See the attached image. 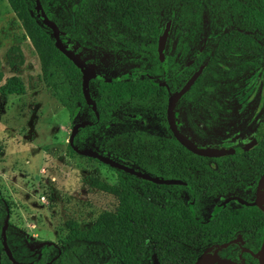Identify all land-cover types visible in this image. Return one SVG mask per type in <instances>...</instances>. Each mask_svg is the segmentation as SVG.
<instances>
[{"label":"rangeland","instance_id":"rangeland-1","mask_svg":"<svg viewBox=\"0 0 264 264\" xmlns=\"http://www.w3.org/2000/svg\"><path fill=\"white\" fill-rule=\"evenodd\" d=\"M205 1L206 9L201 13L197 27L191 26L194 31L189 32L191 50L179 58L178 73L200 63L197 59L206 52L205 47L211 39L220 38L225 31L240 30L225 25L224 17L214 8L215 4L211 0ZM61 2L64 8L58 6L57 13L63 14L64 21H68L65 9L69 2ZM168 15L172 22L170 31L169 25L162 26H168L167 43L174 32H186L192 23L188 17H181L177 22L173 12ZM216 23L221 26L213 31ZM232 23L237 25V19H232ZM65 44L86 62L95 64L94 80L110 81L106 78H112L125 81L144 79L146 75L151 78L145 71L151 73V63H129V57L133 56L126 51L118 53L100 45L86 50L70 37L65 38ZM214 48L212 57H217L219 51ZM216 65L210 61L204 68L207 70ZM257 76L259 97L261 79L259 73ZM11 81L17 82L15 93H0V197L6 203L7 219L2 227L6 252L14 261L24 262L33 259L37 247L46 241L62 247L69 237L105 239L124 264H134L127 252V212L120 201V173L107 164L71 150L68 138L72 124L86 120L87 123L75 134L77 147L92 148L108 156L118 155L128 163L138 164L132 129L153 132L151 135L155 138L157 129L164 126V105H159L156 99L149 107H139L128 99L96 127L87 119L91 106L77 105L79 111L70 120L67 109L43 79L38 50L8 0H0V86ZM88 88L94 101L92 81ZM157 106L160 107L157 109ZM132 111L139 113L138 119L127 117ZM175 118L181 133L195 142L203 145L221 142L217 127L203 125L200 108L189 109L179 102ZM141 120H144L143 127H140ZM145 153L150 155L149 147ZM139 183L146 184L142 180ZM8 236L11 243L7 241ZM192 237L193 241L187 245L194 248L196 255L190 264L202 253L228 257L233 251L238 257L234 256L232 260L237 264L242 262V251L230 242L226 241L227 248L224 249L221 245L224 242L207 241L199 235ZM14 239L21 243L17 245ZM262 239L253 247L254 252L260 248ZM154 257L159 262V258L151 254L142 264H153Z\"/></svg>","mask_w":264,"mask_h":264},{"label":"trees","instance_id":"trees-1","mask_svg":"<svg viewBox=\"0 0 264 264\" xmlns=\"http://www.w3.org/2000/svg\"><path fill=\"white\" fill-rule=\"evenodd\" d=\"M69 20L57 13V7L64 8L61 0H40L49 18L63 31L61 39L75 40L86 50L100 45L118 53L128 52L132 58L143 59L154 68L155 43L164 24L171 25L168 18L173 12L178 22L182 17L192 20L190 27H197L201 13L206 9L205 0H67ZM12 11L18 16L27 36L38 50L42 76L53 90L61 104L67 109L70 120L79 109L87 106L81 91V72L53 43L50 29L37 16L35 0H8ZM224 17L225 25L232 24L240 30L225 31L219 41H256L264 43V0H211ZM170 8L173 11L170 12ZM236 18L237 25L232 23ZM192 26V27H191ZM216 23L213 31L220 27ZM229 27V26H228ZM192 32L194 33L193 29ZM227 37V38H226ZM264 48V47H263ZM153 72V71H152ZM180 75H184L181 72ZM145 84L150 85L145 79ZM180 85V82H179ZM17 82L11 81L0 86V93H15ZM101 95L96 106L100 118L109 104L128 96H141L144 90L140 82L120 85L115 81H101ZM87 119L93 121L94 113L88 110ZM71 150V146H69ZM74 151V150H73ZM75 152V151H74ZM178 154L190 153L178 144ZM120 173V201L126 209L127 252L134 264H142L144 258L153 254L161 264H190L195 257L193 247L187 245L192 236L212 242H226L229 233L241 228L246 233L260 224L262 213L254 206L241 205L240 209L225 212L208 221H202L180 196L167 200L160 207L156 183L140 185L138 177L117 169ZM149 187L136 191L137 187ZM6 203L0 197V264H124L105 239L69 237L60 247L47 243L37 247L33 259L14 261L3 244V225L7 219ZM8 211V209H7ZM254 224V226H253ZM256 228V226H255ZM210 234V235H209ZM8 235V234H7ZM190 238V239H189ZM16 244L21 242L18 239ZM9 241V236L7 237ZM9 243H11L9 241ZM258 242H256L257 245ZM116 254V255H115ZM245 264H259L257 258L245 253Z\"/></svg>","mask_w":264,"mask_h":264},{"label":"flooded vegetation","instance_id":"flooded-vegetation-1","mask_svg":"<svg viewBox=\"0 0 264 264\" xmlns=\"http://www.w3.org/2000/svg\"><path fill=\"white\" fill-rule=\"evenodd\" d=\"M169 27L170 31L171 26ZM163 29L164 27L161 29L160 35ZM189 32L192 34L190 27H187L186 32H174L171 40L164 43V63L158 57L156 39V59L153 61V72L145 70L151 75V78L147 75L145 78L154 88L145 84V78H130L125 81L106 78L115 81V84L120 87L124 84L140 82L144 90L141 96H128L117 100L115 104H109L102 118H100L96 106L97 97L102 93L101 81L94 80L95 76L91 78L89 83L92 81L94 85L96 112L91 109L94 119L90 122L93 127H96L98 123L106 121L107 117L128 99H132L133 103L139 107H149L156 99L159 105L163 104L164 126L157 129L155 138L151 135L153 132L132 129L131 135L137 150L138 164L128 163L118 155L108 156V154L98 152L151 176L163 179L164 182H153L138 177L146 183H156L154 191L158 193L157 204L160 207L164 206L167 200H173L180 196L181 200L185 201L202 221H208L225 212L240 209L241 205L256 207L262 213L260 224H255L256 228L253 224L254 230L248 233L242 231L241 228L233 229L227 239L234 248L242 251V262L238 264H245V253L252 255L256 242H259L264 235V213L257 206L248 205L235 198L237 196L244 201H252L258 178L264 170V43L256 41L231 42L226 39L216 41L217 38H213L205 47L206 52L197 59L200 63L195 68L182 71L184 75H180L181 73H178L179 58L188 55L191 50L192 39L190 40ZM214 47L219 51L217 57H212L214 51L211 50H214ZM136 61H140L141 64L145 63L142 62L143 59L137 60V58L130 57L127 62L134 63ZM210 61L217 63V67L206 70L204 65ZM198 69L200 72L196 78L172 106V118L176 129L184 138L199 147H242L257 139L250 147L239 149L235 153L221 155L197 154L184 147L172 133L166 114L169 96L177 92ZM258 73L261 79L259 97L256 91ZM179 102L185 104L189 109L200 108L203 112V125L208 128L217 127L220 132L221 142L218 145L211 143L203 145L181 133L175 118V109ZM159 107L157 106V109ZM127 117L138 119L139 113L128 112ZM140 123V127H143L144 120H141ZM178 144L189 150L190 153L178 154ZM147 147H149L150 155L145 153ZM174 180H180V182ZM118 181L119 190H121L119 175ZM148 188L139 186L135 190L140 192ZM206 240L210 241L211 236H207ZM222 248L225 249L227 246H222ZM233 252L228 257L218 256L229 259L237 258L238 256L234 254L236 252Z\"/></svg>","mask_w":264,"mask_h":264},{"label":"water","instance_id":"water-1","mask_svg":"<svg viewBox=\"0 0 264 264\" xmlns=\"http://www.w3.org/2000/svg\"><path fill=\"white\" fill-rule=\"evenodd\" d=\"M34 8H35V11L40 21L50 29L54 46L61 53H63L76 67L79 68L81 72V91H82L83 98L85 100V103L90 105L91 109H93L96 112L95 103L88 89V84H89L90 79L95 76V64L86 62V60L82 58L79 55V53H77L75 50L68 48V46L62 41L60 37L62 34L61 29L59 28V26L53 19L48 17V15L46 14V12L44 11L41 5L40 0H35ZM167 33H168V26L166 25L162 31V34L160 35L157 41L158 57L160 61L163 63L165 62V57L163 55V48H164V43L166 40ZM199 72H200V69L195 71L193 75L183 84V86L177 92H174L169 96L166 114H167V121H168V124H169V127L172 133L178 138L179 142L184 147H186L187 149L197 154L221 155V154H226V153H235L239 149H246L250 147L252 144H254L257 141V139H255L248 145H245L242 147H217V148L199 147V146L192 144L191 141L184 138L180 134V132L176 129L175 124L173 122V118H172V106L175 103V101L179 98V96L188 89L189 85L193 82V80L196 78ZM154 84H158V83H154ZM85 123H87L86 120L77 121L73 123L71 127V132L68 138V144L69 146H71V148L76 153L83 155V156L95 158L98 161H101L102 163L108 164L118 169H122L123 171L127 173L133 174L143 179H149L153 182H164V180L161 178H158L156 176H151L150 174L144 171L135 169L124 163H120L106 155L99 153L95 149H92V148L80 149L79 147H77L74 144L73 138L78 128L85 125ZM174 181L180 182V180H174ZM235 198L241 202H245L248 205L257 206L264 213V170L262 171L261 175L258 178L256 189H255V194H254V199L252 201L247 202L237 196ZM47 243L48 244L53 243V241H47ZM221 245L225 246L227 245V242H224ZM252 256L257 258L259 264H264V236L261 241L260 248L258 249L257 252H252ZM153 264H159L156 257L153 258ZM192 264H237V263L234 260L229 259V258H221L214 254L202 253L195 259V261Z\"/></svg>","mask_w":264,"mask_h":264}]
</instances>
